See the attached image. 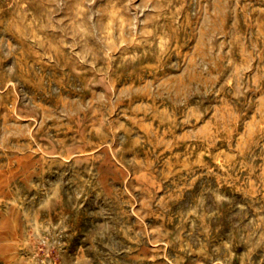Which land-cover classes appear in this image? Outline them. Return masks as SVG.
Returning a JSON list of instances; mask_svg holds the SVG:
<instances>
[{
  "label": "rangeland",
  "instance_id": "obj_1",
  "mask_svg": "<svg viewBox=\"0 0 264 264\" xmlns=\"http://www.w3.org/2000/svg\"><path fill=\"white\" fill-rule=\"evenodd\" d=\"M0 264H264V0H0Z\"/></svg>",
  "mask_w": 264,
  "mask_h": 264
},
{
  "label": "bare ground",
  "instance_id": "obj_2",
  "mask_svg": "<svg viewBox=\"0 0 264 264\" xmlns=\"http://www.w3.org/2000/svg\"><path fill=\"white\" fill-rule=\"evenodd\" d=\"M16 188V187H15Z\"/></svg>",
  "mask_w": 264,
  "mask_h": 264
}]
</instances>
